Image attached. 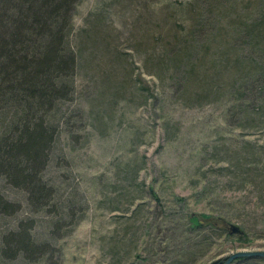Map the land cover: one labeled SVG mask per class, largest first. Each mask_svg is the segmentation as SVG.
<instances>
[{
  "label": "rangeland",
  "instance_id": "obj_1",
  "mask_svg": "<svg viewBox=\"0 0 264 264\" xmlns=\"http://www.w3.org/2000/svg\"><path fill=\"white\" fill-rule=\"evenodd\" d=\"M71 25L74 89L42 172L53 193L37 210L6 190L19 208L0 215V264L264 251V0H77ZM25 223L46 252L6 257L2 236Z\"/></svg>",
  "mask_w": 264,
  "mask_h": 264
},
{
  "label": "trees",
  "instance_id": "obj_2",
  "mask_svg": "<svg viewBox=\"0 0 264 264\" xmlns=\"http://www.w3.org/2000/svg\"><path fill=\"white\" fill-rule=\"evenodd\" d=\"M77 0H0V215L18 211L6 190H23L47 209L52 188L42 172L57 134L52 117L74 89L77 53L69 42ZM55 113V114H54ZM30 224L2 236L6 257L46 252ZM241 239L242 236H239ZM242 257L239 261H254ZM257 259L264 260L263 257Z\"/></svg>",
  "mask_w": 264,
  "mask_h": 264
},
{
  "label": "water",
  "instance_id": "obj_3",
  "mask_svg": "<svg viewBox=\"0 0 264 264\" xmlns=\"http://www.w3.org/2000/svg\"><path fill=\"white\" fill-rule=\"evenodd\" d=\"M199 217H201L203 220H210L211 215L207 213H200L199 215L192 214L189 217L190 222V228L191 229H197L203 225L202 222H200ZM228 230L230 234H240L242 233L241 228L234 223H228L227 224ZM239 257H263L264 258V251H239L231 254L227 259H225L221 264H229V262L234 258Z\"/></svg>",
  "mask_w": 264,
  "mask_h": 264
}]
</instances>
